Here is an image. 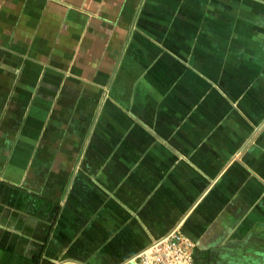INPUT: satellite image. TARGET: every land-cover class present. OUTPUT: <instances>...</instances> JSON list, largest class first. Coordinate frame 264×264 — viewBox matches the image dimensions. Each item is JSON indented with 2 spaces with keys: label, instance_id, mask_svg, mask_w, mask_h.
<instances>
[{
  "label": "crops",
  "instance_id": "0c3cea01",
  "mask_svg": "<svg viewBox=\"0 0 264 264\" xmlns=\"http://www.w3.org/2000/svg\"><path fill=\"white\" fill-rule=\"evenodd\" d=\"M241 1L0 0V264H129L172 232L210 264L264 236Z\"/></svg>",
  "mask_w": 264,
  "mask_h": 264
},
{
  "label": "rangeland",
  "instance_id": "374dc122",
  "mask_svg": "<svg viewBox=\"0 0 264 264\" xmlns=\"http://www.w3.org/2000/svg\"><path fill=\"white\" fill-rule=\"evenodd\" d=\"M251 1V2H250ZM242 0L237 21L238 48L247 51V60L251 64L249 70L252 78H264V0ZM250 11V15L245 12ZM254 245L232 250H216L210 264H264V236L256 234L251 241ZM231 251H235L230 253ZM249 252L248 254H241Z\"/></svg>",
  "mask_w": 264,
  "mask_h": 264
},
{
  "label": "built area",
  "instance_id": "2783aa9c",
  "mask_svg": "<svg viewBox=\"0 0 264 264\" xmlns=\"http://www.w3.org/2000/svg\"><path fill=\"white\" fill-rule=\"evenodd\" d=\"M129 264H196L193 243L179 232H172L136 256Z\"/></svg>",
  "mask_w": 264,
  "mask_h": 264
},
{
  "label": "trees",
  "instance_id": "16d2710c",
  "mask_svg": "<svg viewBox=\"0 0 264 264\" xmlns=\"http://www.w3.org/2000/svg\"><path fill=\"white\" fill-rule=\"evenodd\" d=\"M204 264H209L208 262L204 263Z\"/></svg>",
  "mask_w": 264,
  "mask_h": 264
}]
</instances>
